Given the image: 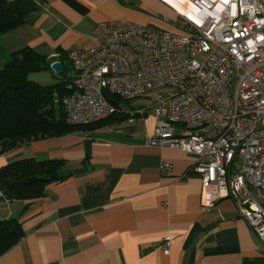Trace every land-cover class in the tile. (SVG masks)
<instances>
[{"label":"crops","instance_id":"1","mask_svg":"<svg viewBox=\"0 0 264 264\" xmlns=\"http://www.w3.org/2000/svg\"><path fill=\"white\" fill-rule=\"evenodd\" d=\"M37 1L26 23L0 35V51L28 46L59 60L93 45L99 21L173 27L144 12L141 0ZM55 76L51 70L29 79L51 83ZM154 125L152 113L131 123L103 120L1 153L0 168L20 158L60 159L61 178L33 199L2 200L0 192V220L17 218L24 232L0 264H264V242L230 199L202 208L201 180L189 171L195 156L144 144Z\"/></svg>","mask_w":264,"mask_h":264},{"label":"built area","instance_id":"2","mask_svg":"<svg viewBox=\"0 0 264 264\" xmlns=\"http://www.w3.org/2000/svg\"><path fill=\"white\" fill-rule=\"evenodd\" d=\"M158 1L177 15L172 28L103 20L93 45L66 52L65 119L87 125L123 111L131 123L152 113L144 144L194 155L202 208L230 199L264 242V0H172L190 3L193 16ZM108 95L142 100L124 108Z\"/></svg>","mask_w":264,"mask_h":264},{"label":"trees","instance_id":"3","mask_svg":"<svg viewBox=\"0 0 264 264\" xmlns=\"http://www.w3.org/2000/svg\"><path fill=\"white\" fill-rule=\"evenodd\" d=\"M37 10V0H0V35L26 23ZM58 58L63 72L58 81L49 84L33 81L29 75L51 71L50 63L54 58L28 46L12 51L9 60L0 68V154L31 140L65 134L96 123L78 125L66 121L62 97L70 90L71 66L66 53H61ZM107 98L118 107L131 104L115 95ZM123 119H127V114L120 111L97 122ZM60 162L57 158H20L8 162L0 168L1 199L42 196L47 184L61 178L57 173ZM23 235L17 218L0 220V254L15 245Z\"/></svg>","mask_w":264,"mask_h":264},{"label":"rangeland","instance_id":"4","mask_svg":"<svg viewBox=\"0 0 264 264\" xmlns=\"http://www.w3.org/2000/svg\"><path fill=\"white\" fill-rule=\"evenodd\" d=\"M141 8L144 12L148 13L150 16H152L155 19H160L163 22H166V24L174 26V24L177 21V15L175 12L165 5L164 3L158 1V0H141L140 1ZM5 37V36H4ZM3 37V38H4ZM0 38V43L4 42V39ZM7 48V49H6ZM4 51H0V68L3 66L5 62H7L10 58V50H8L7 45H3ZM7 50V51H6ZM56 79L52 80L51 83H54L60 79V75L56 74ZM48 82V81H47ZM48 83H42V84H49ZM142 99H135L131 102V104H138ZM57 109V106H56Z\"/></svg>","mask_w":264,"mask_h":264},{"label":"bare ground","instance_id":"5","mask_svg":"<svg viewBox=\"0 0 264 264\" xmlns=\"http://www.w3.org/2000/svg\"><path fill=\"white\" fill-rule=\"evenodd\" d=\"M172 1V0H169ZM172 3H174V5H176V7L182 11L183 13H186L188 15H194L196 12V9L190 4V3H184V4H178L174 1H172Z\"/></svg>","mask_w":264,"mask_h":264},{"label":"water","instance_id":"6","mask_svg":"<svg viewBox=\"0 0 264 264\" xmlns=\"http://www.w3.org/2000/svg\"><path fill=\"white\" fill-rule=\"evenodd\" d=\"M50 68L53 72H55L56 74H61L63 72V66L61 61L54 59L51 63H50Z\"/></svg>","mask_w":264,"mask_h":264}]
</instances>
